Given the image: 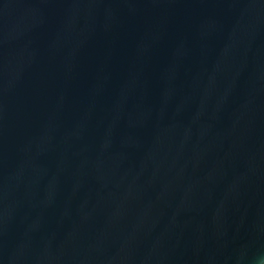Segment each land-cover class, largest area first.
Here are the masks:
<instances>
[{
  "label": "water",
  "instance_id": "95a60500",
  "mask_svg": "<svg viewBox=\"0 0 264 264\" xmlns=\"http://www.w3.org/2000/svg\"><path fill=\"white\" fill-rule=\"evenodd\" d=\"M0 264H264V0H0Z\"/></svg>",
  "mask_w": 264,
  "mask_h": 264
}]
</instances>
